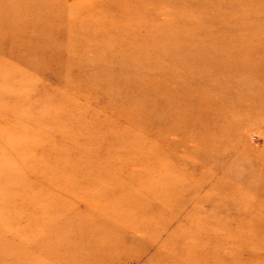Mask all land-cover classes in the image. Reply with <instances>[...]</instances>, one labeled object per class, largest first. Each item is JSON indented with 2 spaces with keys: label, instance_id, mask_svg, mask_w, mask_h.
Listing matches in <instances>:
<instances>
[{
  "label": "rangeland",
  "instance_id": "rangeland-1",
  "mask_svg": "<svg viewBox=\"0 0 264 264\" xmlns=\"http://www.w3.org/2000/svg\"><path fill=\"white\" fill-rule=\"evenodd\" d=\"M0 264H264V0H0Z\"/></svg>",
  "mask_w": 264,
  "mask_h": 264
}]
</instances>
